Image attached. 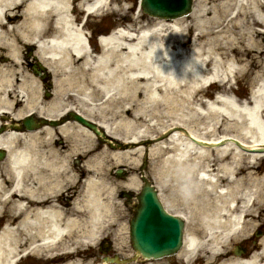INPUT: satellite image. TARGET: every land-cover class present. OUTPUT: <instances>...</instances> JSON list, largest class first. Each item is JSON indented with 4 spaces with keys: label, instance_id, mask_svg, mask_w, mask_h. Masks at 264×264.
<instances>
[{
    "label": "bare ground",
    "instance_id": "bare-ground-1",
    "mask_svg": "<svg viewBox=\"0 0 264 264\" xmlns=\"http://www.w3.org/2000/svg\"><path fill=\"white\" fill-rule=\"evenodd\" d=\"M196 1L197 22L189 27L196 30L193 39L184 33L188 27L183 17L169 23L156 19L141 35L127 28L104 35V48L95 54L78 11L87 8L90 15L109 11L108 0H0V43L11 47L15 60L20 57L16 38L36 43L39 57L56 76L55 96L42 104L34 76L19 81L14 78L15 69L0 68V124L20 122L32 112L59 117L74 101L85 107L83 111L76 108L88 118L95 111L103 116L111 113L112 123L105 116L93 119L110 135L132 143L154 136L150 131L157 126L175 124L187 128L195 139L222 145L206 149L177 130L150 147V154L161 158L158 183L175 187L177 197L161 194L168 209L190 221L199 218L204 227L203 231L186 230L178 255L188 261L207 248L210 256L220 255V243L245 232L244 215L254 199L264 196V170L256 167L264 148L249 152L235 143L264 144V45L260 40L264 39V0H215L223 13L205 19L201 18L208 13L198 14ZM18 14L21 20L13 21ZM252 48L262 49L258 53L263 55L256 54L252 60L263 74L254 80L258 90L242 100L221 84L249 70ZM209 86L220 89L215 98ZM165 119L169 122L164 123ZM194 120H202L207 130L197 129ZM21 127L0 134V146L9 152L5 162H0V219L5 220L0 229V264H14L23 251L25 255L41 252L46 264H81L77 257L81 239L95 240L114 211L103 196L104 181L99 177L103 159L92 153L82 165L73 166L74 153L70 147L56 148L54 134L67 137L75 148L80 141L76 136L93 133L75 120L36 130ZM221 131L224 134L210 137ZM132 150L109 151L116 162L123 163ZM129 183L137 187L139 180L134 176ZM180 187L193 190L186 200V214L178 207L188 198L187 193L181 195ZM203 189L211 201L202 206ZM66 191H74V197L67 198L73 199L71 205L61 204V193ZM70 236L73 246L67 241ZM220 264H264V244L262 251L249 257L229 258Z\"/></svg>",
    "mask_w": 264,
    "mask_h": 264
},
{
    "label": "rangeland",
    "instance_id": "rangeland-1",
    "mask_svg": "<svg viewBox=\"0 0 264 264\" xmlns=\"http://www.w3.org/2000/svg\"><path fill=\"white\" fill-rule=\"evenodd\" d=\"M198 1H199V6H200L199 7L200 11H198V14H201V12H206L205 14L208 13L207 16H202L201 19L214 17L215 13H218V14L223 13L222 9L216 6V2H219V1H215V0H198ZM112 6H113L112 8H115V11H113L112 13L106 12L105 14H103V16L92 17L93 19H91L90 23L88 24L86 28L87 31L90 32L92 29L94 31H103V30H106V28L109 31L111 30V28L119 26L118 22H120V20L123 21L124 26H127L128 24H130L131 27H133L134 24L144 25L145 23H149L151 25L156 20L153 17L143 16L142 11L139 10V0H113ZM23 10H24V5L19 7V12ZM21 18H22V15L18 14L17 16H15L13 21L19 20V19L21 20ZM107 19L109 20L108 25H106ZM184 19H185L184 24L187 25L185 27H188V29L184 33L187 34L188 37L193 39L194 34H196V30L190 31L189 27L191 26V24H195L197 22L196 16L192 15V16L185 17ZM239 27L235 28V30H238ZM260 40L262 44L264 45V39L262 36L260 37ZM20 41H17V43L20 46L21 57L23 60L26 54H25V48L24 46L22 47L23 44ZM3 45L5 49V54L10 56V53H11L10 48L6 44H3ZM261 50H262L261 48L260 49L252 48V51L250 52L247 58L249 70L245 73L240 72L237 74V76L232 77L235 81H237V83L233 84L232 86H233V90L236 91L238 98L250 99L249 97L251 95V91L254 89V86L256 85V83L254 82L256 76L263 74V71L261 72V67H258V64H255V62L253 63V60H252V57L256 54L263 55V53L262 54L258 53ZM36 51L37 50H35L34 53ZM256 61H258V57H256ZM79 62H81V60H79ZM3 63L4 62H2V64ZM9 64H12V63H8V62L4 63V65H7V66ZM21 65L22 64L20 60L19 67L23 68V65L22 66ZM0 66H2L1 63H0ZM3 67L4 66H2V68ZM27 75L30 76L29 74ZM28 78L30 79V77ZM224 86L227 88L228 84H225ZM39 88H42V82H40L38 85L35 86V90L37 92H39ZM40 95H42V92H40ZM43 98H44V102L42 104H46L47 99H45L44 97V91H43ZM70 102L71 103L69 104V106H66V107H70L71 105L74 107L77 106L76 102L74 101H70ZM78 108H81L82 111L85 110V107L83 106H80ZM90 115H92V118L96 119L97 121L103 119L105 116L107 121L112 123L111 113H107L103 116V114H101L99 111H95V112H92ZM166 122H169V121L165 119L164 123ZM151 123H153V121H151ZM192 124L197 129H200L202 132L207 130L202 120H194L192 121ZM171 125L167 124L166 127L157 126L156 129H152L150 133L158 135L159 133L163 132L165 128H168ZM218 130H222V128H219ZM229 130L233 131L232 133H235L233 128L229 127ZM229 130L227 132H229ZM222 134L224 133L221 131L220 133L212 135L210 137H215V136L222 135ZM54 137H56L57 141H61V137L58 134H56ZM43 138L45 139V142L48 141L47 138H45V136ZM76 138L80 141L75 143V148H73L68 143L69 147L71 148L69 150H71V153H74L71 157V161L76 162L77 160H79L81 162L84 156L86 155V151L88 149H92L96 147L95 139H93V136L89 134H84V135L81 134L80 136H76ZM64 139H67V138L65 137ZM140 147H142V151H137V149H139ZM109 150L113 151L114 149H109ZM109 150H105L101 148L99 151H97V154H95L94 157L97 156L99 160H101V158L103 159V163L101 164L102 170L99 169L101 172L100 173L101 180H104L105 178L107 179V182L104 184V187H103V192H104L103 196L107 197L109 201L112 203L114 213L111 214L109 217H107V219L105 220L103 227L101 228L102 230L98 234V236L100 235L99 236L100 238H96L95 240H92L94 241L92 243L93 245L92 247L91 245H88L86 241H84V238L81 239L80 249L85 248V247L90 248V249L87 248L85 251H83L84 254H81L82 251H80L81 255L78 256V262L81 264H100L101 262L100 257H94V256L97 253L101 255L104 254V253H101V251H99V243L101 239L105 236L112 238L114 242V249L116 251L122 252L127 255L133 251L131 240H130V235H129L128 219L126 218L127 217L126 210L124 208V205L116 197L115 183L113 182V179L110 177V174H109L112 168L115 165H118L119 163L116 162V159L112 157ZM80 153H82V156L80 155L79 157ZM143 156H144V146L139 145L132 150L130 158L126 159L125 163L133 167H139L142 163ZM159 159L161 160V158L158 155L155 156V155L150 154V170L154 175L157 174L161 168V163ZM215 166L216 165L214 164V161H213V165L211 166L212 170H214L213 168H215ZM132 174L135 175L136 173L132 172ZM49 178H52V177H49ZM49 182H52V181H49ZM159 186L162 188L164 195L166 194V195H169L170 197H177V194L174 192L175 190L174 186H170V185L165 186V185H160V184ZM180 188L183 190V191L182 190L180 191L181 195H186L185 193L188 194V198L185 197L181 201V204L178 205V207L182 209V213L186 214V204H187L186 200L190 199L191 194L193 193V190L190 187L188 188L187 191H186V188H182V187ZM68 194H73V193L68 192ZM200 197H202V205H205L211 201V197L205 189L201 191ZM263 201H264V196L262 195V197H260V203L263 204L264 203ZM63 202L69 203L70 201L65 200ZM253 224L254 222L251 220L248 224L247 230L245 231L246 234L251 235L252 230H253ZM187 228H191L190 222L187 223ZM241 236L242 235L238 234L233 239H227L225 241H222L219 245V251H218V252H222L220 253V255L212 254V256H210L209 253H206L205 251H201L198 254L199 256L197 258L199 260L197 261L195 260L196 262L193 260L189 263L188 262L186 263L183 260L182 256L175 255V256L157 259V260H154V259L145 260L141 258L133 264H196L198 261L202 262V264H220L222 260H226L229 258H242L240 257L242 255H236L234 253L235 243H238L240 241ZM67 241L69 245H72L73 238L70 236L67 238ZM25 247H29V244H27V246ZM40 255H42L41 252L32 254V256L24 257L23 259L20 260L18 264H42L43 261L38 259ZM62 264H67V263L62 262Z\"/></svg>",
    "mask_w": 264,
    "mask_h": 264
},
{
    "label": "water",
    "instance_id": "water-1",
    "mask_svg": "<svg viewBox=\"0 0 264 264\" xmlns=\"http://www.w3.org/2000/svg\"><path fill=\"white\" fill-rule=\"evenodd\" d=\"M191 3L192 0H144V8L152 14L175 16L189 12ZM76 118L94 129L98 135L106 137L96 124L80 115ZM27 124L32 126L34 122L29 121ZM144 166H146V161ZM145 180L144 191L140 197L141 206L131 220L133 247L146 258H159L174 254L183 242L184 220L165 210L158 199L155 187L149 180L146 178ZM105 260L127 263L132 259L121 260L116 256L115 258L107 257Z\"/></svg>",
    "mask_w": 264,
    "mask_h": 264
},
{
    "label": "flooded vegetation",
    "instance_id": "flooded-vegetation-1",
    "mask_svg": "<svg viewBox=\"0 0 264 264\" xmlns=\"http://www.w3.org/2000/svg\"><path fill=\"white\" fill-rule=\"evenodd\" d=\"M257 220V233H264V214H262V212L257 215ZM255 246L260 247L259 245Z\"/></svg>",
    "mask_w": 264,
    "mask_h": 264
}]
</instances>
